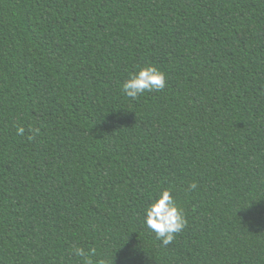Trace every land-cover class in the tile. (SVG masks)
I'll return each instance as SVG.
<instances>
[{"label":"trees","instance_id":"1","mask_svg":"<svg viewBox=\"0 0 264 264\" xmlns=\"http://www.w3.org/2000/svg\"><path fill=\"white\" fill-rule=\"evenodd\" d=\"M148 65L166 86L131 100ZM164 189L186 219L168 245L143 224ZM76 247L264 264V0H0V264Z\"/></svg>","mask_w":264,"mask_h":264},{"label":"clouds","instance_id":"2","mask_svg":"<svg viewBox=\"0 0 264 264\" xmlns=\"http://www.w3.org/2000/svg\"><path fill=\"white\" fill-rule=\"evenodd\" d=\"M165 86V74L157 67L148 65L130 73L121 87L126 97L136 100L146 93L159 92ZM24 132L23 127H17V135H23ZM188 187L190 191L195 190L197 184L193 182ZM143 224L164 245L171 243L175 235L184 229L186 219L183 210L177 206L170 190H161L143 209ZM71 254L79 258L81 264H91L90 255L94 254V250L86 252L84 248L76 247L72 249Z\"/></svg>","mask_w":264,"mask_h":264}]
</instances>
